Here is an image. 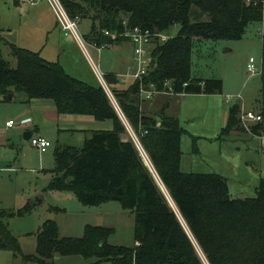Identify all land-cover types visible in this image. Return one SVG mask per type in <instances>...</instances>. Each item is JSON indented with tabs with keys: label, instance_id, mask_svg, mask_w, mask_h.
<instances>
[{
	"label": "trees",
	"instance_id": "16d2710c",
	"mask_svg": "<svg viewBox=\"0 0 264 264\" xmlns=\"http://www.w3.org/2000/svg\"><path fill=\"white\" fill-rule=\"evenodd\" d=\"M70 17L91 20L87 38L98 45H117L126 39L106 36L141 27L165 35L179 26L175 37L154 41L152 64L142 80L126 89H114V97L127 122L147 153L154 172L174 202L169 205L146 166L138 147L101 86L89 85L68 75L58 62L3 39L0 28V96L23 94L32 101L52 100L62 115L92 116L110 122L109 130L89 133L82 146L58 145L56 167L48 189L72 192L86 206L117 202L134 216V244L108 242L114 228L86 226L80 238L60 237L56 222L48 221L36 235V254L25 263L55 264V254L79 256L85 264H205L182 221L208 264H264V179L253 198H232L228 180L215 173L181 170L182 138L186 130L165 110L154 116L142 111V90L175 94H221L220 79L192 74L193 50L205 41L242 39L249 26L263 22L264 0H61ZM3 42V44H2ZM7 44L16 66L4 57ZM262 120L251 128L264 135V36L262 37ZM110 85L117 83L107 75ZM241 104L229 109L221 136L245 132ZM128 135V140H123ZM0 210V251L21 254L18 239L7 221L30 210ZM180 216V217H179Z\"/></svg>",
	"mask_w": 264,
	"mask_h": 264
},
{
	"label": "rangeland",
	"instance_id": "374dc122",
	"mask_svg": "<svg viewBox=\"0 0 264 264\" xmlns=\"http://www.w3.org/2000/svg\"><path fill=\"white\" fill-rule=\"evenodd\" d=\"M14 1L0 0V19L9 18L13 21L10 16L15 12L22 14L26 18L29 16L27 12L32 7L42 9L43 14L48 17L53 15L51 8L46 2L31 6L25 0L22 8L16 11L14 10ZM91 26V20L89 19L80 20L78 25L80 36L85 42L90 44L92 42L87 36L83 37V35L90 32ZM257 27L258 24L249 26L240 40L205 41L193 50V76L201 79L223 80L224 93L221 98L222 103L226 107L222 118L223 128L227 124L230 106L243 103L248 110L259 111L260 109L259 103L262 100L261 74L250 77L247 72V64L250 58L255 60L257 67L262 68V36L256 34ZM45 31H48V33ZM178 32L179 26L175 25L164 36L175 37ZM57 33L52 27H46L41 22H36L31 27L26 26L24 22H19V26H13L12 33L8 35L5 33L4 36L9 41L17 42L23 48H30L35 51H39L42 48L48 53H54L57 51L56 47L61 39ZM1 49L4 57L11 60V65L16 66L15 59L9 54V47L5 45L1 46ZM89 50L92 58L97 62L96 64H99L98 57L94 54L92 48L89 47ZM102 53V61L100 60L102 67L100 68L105 69L104 67L109 62L117 65L118 60L114 59V48H106L102 50ZM57 56L56 53L55 58ZM55 58L53 59L50 56L51 60H55ZM88 76L92 78L91 73H88ZM129 80L131 81V79ZM94 83L97 84V80ZM109 87L112 92L117 88V86H111L110 84ZM154 99L146 98L145 100L150 101L149 105H153L155 103ZM159 106L161 107L162 105L157 101V107ZM0 109V132H3L5 129V117L3 107L0 106ZM185 113L189 112L185 110ZM20 119L8 136L14 142L17 131H22L23 128H26V125L31 123L30 118ZM120 120L125 126V122L121 117ZM23 121H26V123H23ZM106 123L111 124L107 121L103 124ZM213 123L212 116L197 117L195 120L191 119V121L183 123L184 129L187 131L182 138L181 145L182 168L186 169L184 173L219 174L228 179L232 198L240 199L242 196L247 198L255 197L256 186L261 181L260 179H264V138L254 137L251 127L255 124L250 121L246 125L241 123L245 130V132H241V135L246 133L249 137L243 138V141L239 137L236 138V134L233 133V138L222 137V129H216ZM208 125L211 127L206 128ZM101 126L103 127L102 124ZM43 134L53 143L46 153H41L31 143L21 145L22 133L16 145L9 142L7 148H0V163L7 160V163L10 162L9 164L12 167L18 168L15 172L0 169V210L17 212L26 209L29 205L32 207L34 200L38 202L26 214L10 218L7 221L9 231L18 239L21 254L15 256L11 251H0V264H38L25 263L22 258L23 256L36 254V235L48 221L57 223L60 237L80 238L84 235V230L88 225L114 228V232L109 235L108 242L113 246H132L134 244V216L130 212L122 210L119 203L110 202L91 207L82 204L72 192L51 191L48 189L50 184L47 177L48 174L45 172L38 173V168H41L40 170L45 169L49 173L55 169L54 152L59 144L56 131H51V129L46 127ZM63 142L64 144L78 147L84 143L78 137L73 139L63 137L61 143ZM221 147H223L222 152ZM32 161L35 164L33 163L32 165ZM35 166L37 170H33ZM154 174L156 183L172 207V199L169 193L158 179L156 173ZM48 176L52 177L51 173ZM42 194L46 196L45 199L41 197ZM176 212L179 215L178 210ZM182 224L193 240L202 261L208 264L183 221ZM53 261L55 264H85L79 256H63L60 254H55Z\"/></svg>",
	"mask_w": 264,
	"mask_h": 264
},
{
	"label": "crops",
	"instance_id": "0c3cea01",
	"mask_svg": "<svg viewBox=\"0 0 264 264\" xmlns=\"http://www.w3.org/2000/svg\"><path fill=\"white\" fill-rule=\"evenodd\" d=\"M23 1L25 0H15L14 10L18 11L19 9H21ZM33 6H37V4ZM36 8L32 7L31 10L27 12L29 16L26 18L23 17L22 14L15 12L11 14L10 16V18H12L13 21H11L9 18L3 19V20L0 19V28L3 30L2 35H3V39L5 40V42L21 47L19 46L20 44H18L17 42L13 40H10V41L7 40L6 37L4 36L5 33L6 35H8L9 33H12L13 26L15 25L19 26V22H24V24L28 27L35 25L36 22H41V24L45 25L46 27H52V29L55 30L56 33L58 32L57 34L60 35L61 39L60 41H58V45L56 47L57 51L54 53H48L42 48L39 51H35L30 48H25V49L40 53V55L44 59L50 62H58L64 68V70L66 71L68 75L78 80H81L89 85L102 87L98 79L97 72L101 73L104 79L106 78L107 75H114L118 81L116 84H112L111 86H117L116 89L118 90L126 89L136 81L131 76V74L134 73L136 70V67H135L136 63H135V57H134V47L130 42L123 41L117 45L109 46L108 48L110 47L114 48V59H117L118 63L117 65H114L113 63L109 62L104 67L105 69L100 68L102 67V63L100 65V60L102 61L101 56L103 54L102 50L98 51L92 44L85 42L83 38H82L83 41H78L71 35H66L65 32L62 30V28L57 23L55 16H53L54 14L48 17L45 14H43L42 9L38 7ZM261 25H263V28H264V22L260 24V27L258 24V27L256 28L257 35H259L258 34L259 29L262 28ZM45 32L48 33V31H45ZM89 33L84 34L83 37L87 36ZM5 45L8 47L7 44ZM5 45H2V46H5ZM89 47L92 48L94 54H96V56L98 57L99 64H96L97 62L92 58ZM151 48H152V45H151ZM56 53L58 55L57 58H55ZM9 54L11 55V52H9ZM50 56H52L53 59L55 58V60H51ZM9 61L11 62V60ZM88 73L92 74L93 79L88 76ZM128 79H131V81L130 80L128 81ZM96 80H97V84L94 83V81ZM105 81L109 86V83L107 82L106 79ZM149 92H151L149 95L144 92H142V95H141L140 107L142 111L145 113V115L154 116L157 113L161 112L162 110H165L169 116L178 118L182 127L184 126L183 123L185 121L188 122V121H191V119L195 120L197 117H202V116L204 117L212 116V119L214 121L213 126L216 129L217 128L223 129L222 127L223 119L222 118L225 113L226 107H225V104L222 103L221 97H222V94L224 93V83H223L222 93L213 94V95L175 94L169 91L157 92L155 90H150ZM10 98H11V101L5 102L3 101V98L0 96V106L3 107V112H4V117H5V124H4L5 129L3 132H0V148H7L9 145L8 144L9 142H11L13 145H16L19 141L18 138L21 133H22V138L20 142L21 145L30 143V139L33 136H42L51 143L50 147H52L53 143L43 134V131L46 127L48 129H51V131L57 132L56 135H57V140H58L59 145H67V144H64V142L61 143L63 137H68L69 139L78 137V139L80 138L81 141L84 142L85 139L89 136L90 132L95 131V130H109L112 128V124H108V123L103 124L104 122L100 123L99 121H96L95 118H93L92 116L59 114L52 100L35 99L32 101H28V99L23 94H15L13 96H10ZM146 98L147 99L152 98V100L155 98L154 99L155 103L153 105H149L150 101L145 100ZM157 101L160 102L162 105L161 107L159 106L160 108L157 107ZM146 102H149V103L146 104ZM259 106L261 109V103H259ZM242 109L248 110L243 103H241V110ZM171 110H173L174 112ZM185 110H187L189 113H185ZM250 111H253V110H250ZM0 112H1V109H0ZM253 112L259 113V111H253ZM118 115L120 116L119 113ZM20 118L21 119L30 118L31 123L29 125H26L25 126L26 128H23L22 131H17V134H15V142H14L12 138L8 137L10 135V132L14 130V127L12 128L7 127L6 123L9 120H14L17 122ZM217 120H218V124L216 125ZM101 124L103 125V127L101 126ZM190 126L192 125L190 124ZM209 127L211 126L208 125L206 128H209ZM128 133L130 135L129 130H128ZM233 134H236V138L239 137L241 141H243V138H249L246 135V133H244V135H241V132H235ZM233 134L229 135L228 137L233 138L232 137ZM254 137H258V136H254ZM261 138H264V137H261ZM123 140L127 141L128 135H123ZM220 149L222 152L223 147H221ZM47 151L43 153H46ZM9 163H7V160H4L2 163H0V169H4L8 172H15L18 168L12 167V165H10ZM31 163L32 165L33 163L35 164L34 161H32ZM182 167H183V156L181 158V170H183V172L186 171V169ZM34 168L35 169L33 170H37L36 166ZM40 169L41 168H38V173L41 174L42 172H45L48 175L50 174L49 171H46L45 169H42V170ZM48 175L47 177L49 178V181L51 182V177H49ZM41 197L45 199L46 196L42 194ZM37 203H38L37 200H34L33 207L29 205L30 208L31 209L34 208L35 205H37ZM120 208H122V206ZM36 247H37V243H36Z\"/></svg>",
	"mask_w": 264,
	"mask_h": 264
},
{
	"label": "built area",
	"instance_id": "2783aa9c",
	"mask_svg": "<svg viewBox=\"0 0 264 264\" xmlns=\"http://www.w3.org/2000/svg\"><path fill=\"white\" fill-rule=\"evenodd\" d=\"M31 6L36 5L40 2H47L57 20V23L62 28V30L65 32L66 35H71L78 41H83L82 37L80 36L78 32V25L80 22L79 17L72 18L67 13L64 5L62 4L61 0H26ZM263 22H264V11H263ZM262 22V23H263ZM104 34L106 36H112L113 40L122 37L126 39V41L130 42L134 47V57H135V67L136 70L134 73L131 74V76L135 80H142V78L148 73L149 68L152 64V55H151V49L149 48L151 45H153L154 41L160 40V41H166L167 37L158 34V33H151L149 30H144L141 27H133V28H126L124 32L121 33H114L111 34L109 31H105ZM259 36H264V28H260L258 31ZM98 51H101L105 48H108L111 45L108 44H102L98 45L97 43L92 44ZM247 72L250 77L255 76L257 74L262 73V68L260 69L255 64V60L253 58H250L248 65H247ZM98 79L105 90L106 94L108 95L109 99L112 101L113 106L115 110L120 114L122 120L125 122V126L128 128L131 137L133 138L134 142L136 143L138 150L140 152L141 157L143 158L144 162L147 164L148 168L151 170L153 175L154 169L151 164V161L147 155V153L143 150L141 145L139 144L138 138L133 132L132 128L130 127L129 123L127 122V119L125 118L124 114L122 113L115 97L112 91L110 90L108 84L106 83L103 75L99 72H97ZM150 90H142V92L147 93L148 95L151 93ZM241 123L246 125L248 121L253 122L254 124L259 123L262 120V116L259 113L250 111V110H242L241 116H240ZM23 123H26V121H23ZM17 125V122L14 120H9L6 123L7 127H15ZM31 145L38 149L40 152H45L47 149L51 146V143L44 137L40 136H33L30 139ZM155 177V176H154Z\"/></svg>",
	"mask_w": 264,
	"mask_h": 264
},
{
	"label": "water",
	"instance_id": "95a60500",
	"mask_svg": "<svg viewBox=\"0 0 264 264\" xmlns=\"http://www.w3.org/2000/svg\"><path fill=\"white\" fill-rule=\"evenodd\" d=\"M11 96V95H10ZM146 164V163H145ZM146 166H147V164H146ZM148 167V166H147ZM151 171V170H150ZM245 197L244 196H242L240 199H244ZM32 207H33V204H32ZM172 208H173V206H172ZM174 210H175V208H173ZM175 212H176V210H175ZM177 213V212H176Z\"/></svg>",
	"mask_w": 264,
	"mask_h": 264
},
{
	"label": "bare ground",
	"instance_id": "6f19581e",
	"mask_svg": "<svg viewBox=\"0 0 264 264\" xmlns=\"http://www.w3.org/2000/svg\"><path fill=\"white\" fill-rule=\"evenodd\" d=\"M171 204H172L173 208H175V210L177 211L176 206L174 205L173 201L171 202Z\"/></svg>",
	"mask_w": 264,
	"mask_h": 264
}]
</instances>
